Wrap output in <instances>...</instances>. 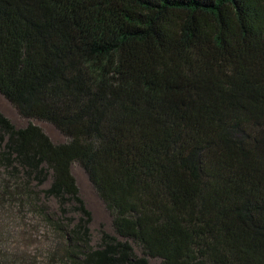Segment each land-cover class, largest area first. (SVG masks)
Returning a JSON list of instances; mask_svg holds the SVG:
<instances>
[{
    "label": "trees",
    "instance_id": "obj_1",
    "mask_svg": "<svg viewBox=\"0 0 264 264\" xmlns=\"http://www.w3.org/2000/svg\"><path fill=\"white\" fill-rule=\"evenodd\" d=\"M0 93L66 138L0 111V205L41 217L50 264H264V0H0Z\"/></svg>",
    "mask_w": 264,
    "mask_h": 264
},
{
    "label": "rangeland",
    "instance_id": "obj_2",
    "mask_svg": "<svg viewBox=\"0 0 264 264\" xmlns=\"http://www.w3.org/2000/svg\"><path fill=\"white\" fill-rule=\"evenodd\" d=\"M0 111L11 120L17 128H25L29 123L41 127L44 132L56 144L66 142L65 136L52 124L38 119H27L22 117L17 109L0 93ZM72 173L77 180L80 196L84 200L87 209L92 213L90 224L92 244L98 246L101 232L105 231L112 235H117L113 228V218L107 209L104 201L98 195L88 173L78 163L72 165ZM49 180L43 187L37 183L31 188L42 198V203L48 206L51 212L58 213V205L55 200H44L42 190L49 188ZM17 209H19L17 207ZM23 213H12L8 208L3 209L0 205V260L14 258L19 259L20 264L24 260H31L34 264H50L48 261L49 252L53 250L56 243L45 222L31 207H26ZM17 219V220H15ZM19 219H24L20 221ZM29 242H28V241ZM37 240L36 243L32 242ZM136 252L142 255L141 250L136 247ZM150 264H159L160 260L149 258ZM29 264V263H28Z\"/></svg>",
    "mask_w": 264,
    "mask_h": 264
}]
</instances>
